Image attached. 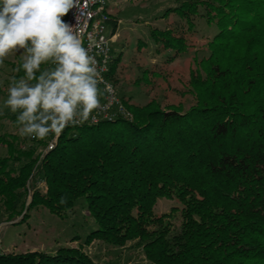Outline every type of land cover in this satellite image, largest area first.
<instances>
[{
	"label": "trees",
	"instance_id": "obj_1",
	"mask_svg": "<svg viewBox=\"0 0 264 264\" xmlns=\"http://www.w3.org/2000/svg\"><path fill=\"white\" fill-rule=\"evenodd\" d=\"M201 8L217 34L190 77L194 104L121 97L132 122L69 128L41 161L46 138L14 136L2 145L0 223L24 215L32 189L30 209L61 218L85 198L97 226L88 244L136 242L152 264H264V0H190L170 13L190 25ZM150 34L163 58L187 54V39L172 30ZM116 59L108 76L115 86ZM160 199L181 205L178 229L170 214H155ZM0 264L100 263L61 248L0 252Z\"/></svg>",
	"mask_w": 264,
	"mask_h": 264
},
{
	"label": "rangeland",
	"instance_id": "obj_2",
	"mask_svg": "<svg viewBox=\"0 0 264 264\" xmlns=\"http://www.w3.org/2000/svg\"><path fill=\"white\" fill-rule=\"evenodd\" d=\"M189 1H110L108 12L119 20L116 22L111 18L109 33L117 36L112 49L113 57L117 58L114 76L120 97H126L140 106H146L151 99L157 100L162 108L180 106L185 109L194 104L193 97L187 94L190 77L193 72H197L199 64L209 57V42L217 34V28L209 27L205 19H202V8L197 17H192L190 25L177 14L170 13L183 2ZM154 30H172L176 35L186 38L187 54L174 56L172 59L166 56L163 58V53L158 51L151 38L150 33ZM21 52L22 50L10 54L3 65H0V158L7 155L3 143L14 142V136L27 144L28 140H32V137L19 135L17 114L4 107L8 86L13 77L19 76L18 69L23 62ZM41 69H44L42 65ZM145 72L149 73L142 78ZM23 147L27 148L24 143ZM44 189V184H38L39 191L44 192ZM33 198V191L30 189L24 215L13 222L0 223L1 253L37 251L57 254L58 250L65 248L76 249L100 264H152L143 250L136 246V242H129L125 247L110 244L104 239L86 243V237L97 226L89 214L85 198L78 199L73 209L63 218L51 214L43 207L30 209ZM180 211L178 201L167 199H160L154 210L156 215L170 214L169 219L175 229L181 224Z\"/></svg>",
	"mask_w": 264,
	"mask_h": 264
},
{
	"label": "clouds",
	"instance_id": "obj_3",
	"mask_svg": "<svg viewBox=\"0 0 264 264\" xmlns=\"http://www.w3.org/2000/svg\"><path fill=\"white\" fill-rule=\"evenodd\" d=\"M78 6L79 0H0V65L22 50L24 77L12 78L4 101L22 137H59L87 121L112 92L81 34L63 19Z\"/></svg>",
	"mask_w": 264,
	"mask_h": 264
},
{
	"label": "built area",
	"instance_id": "obj_4",
	"mask_svg": "<svg viewBox=\"0 0 264 264\" xmlns=\"http://www.w3.org/2000/svg\"><path fill=\"white\" fill-rule=\"evenodd\" d=\"M110 1L79 0V6L70 11L63 19L66 23L75 26L81 34L85 48L96 59L97 70L104 81L111 84L112 92L105 93L101 97V109L96 110L87 121L82 124L69 125L59 137L49 134L45 139L46 146L39 150L40 161L56 148L59 139L69 128L93 127L105 123H114L119 120L128 122L133 120L117 91V87L108 77L114 60L112 46L117 38L114 33H109V25L112 21L108 12ZM46 67H49V65H45ZM99 87L103 90L104 84H100ZM40 183L44 184L43 181Z\"/></svg>",
	"mask_w": 264,
	"mask_h": 264
}]
</instances>
